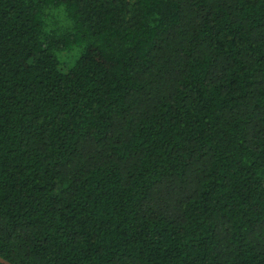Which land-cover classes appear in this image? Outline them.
<instances>
[{
  "label": "trees",
  "instance_id": "trees-1",
  "mask_svg": "<svg viewBox=\"0 0 264 264\" xmlns=\"http://www.w3.org/2000/svg\"><path fill=\"white\" fill-rule=\"evenodd\" d=\"M0 257L264 264V0H0Z\"/></svg>",
  "mask_w": 264,
  "mask_h": 264
},
{
  "label": "water",
  "instance_id": "water-1",
  "mask_svg": "<svg viewBox=\"0 0 264 264\" xmlns=\"http://www.w3.org/2000/svg\"><path fill=\"white\" fill-rule=\"evenodd\" d=\"M0 263H1V264H11V263H9L8 261L2 259L1 257H0Z\"/></svg>",
  "mask_w": 264,
  "mask_h": 264
}]
</instances>
